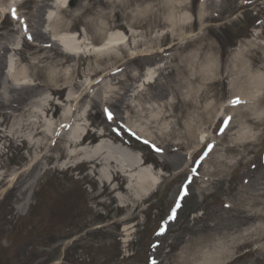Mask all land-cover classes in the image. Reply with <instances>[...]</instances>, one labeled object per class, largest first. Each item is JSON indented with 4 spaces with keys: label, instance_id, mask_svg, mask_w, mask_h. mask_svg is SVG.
Returning <instances> with one entry per match:
<instances>
[{
    "label": "rangeland",
    "instance_id": "374dc122",
    "mask_svg": "<svg viewBox=\"0 0 264 264\" xmlns=\"http://www.w3.org/2000/svg\"><path fill=\"white\" fill-rule=\"evenodd\" d=\"M52 3L21 0L17 21L6 14L0 22V48H20L5 50L3 61L7 57L19 77L27 73V84H37L22 86L7 76L0 54L2 128L14 120L2 102H10L16 118L36 120L32 110L40 115L41 107L32 92L42 91L51 103L45 120L55 133L68 120L62 113L73 107L71 93L80 82L118 69L88 89L71 125L90 131L85 147L104 132L107 143L122 144L119 151L142 156L160 183L133 206L134 216L123 218L118 198L125 192L105 195L84 164L65 167L69 152L80 147L68 149L70 132L63 131L47 135V151L38 150L47 158L40 160L44 169L35 170L25 200L20 190L34 173L14 189L9 176L28 170L37 151L7 142L0 132V166L8 173L0 183V264H264V87L252 96L255 87H248L246 76L248 69L264 74V0H68L61 10ZM55 32L79 42L86 38L92 46L109 35L127 41L107 52L67 57L52 41ZM208 42L215 47V66ZM168 47L166 55L156 54ZM247 52L250 68L240 60ZM149 53L156 55L147 59ZM157 63L163 65L154 82L134 80ZM109 84L113 89L101 96ZM235 96L239 103L231 108ZM230 115L234 122L222 132ZM131 124L145 129L163 153L130 137L125 128ZM205 145L212 149L203 159ZM192 160H201L200 177L190 174ZM190 177L189 194L171 222L168 213Z\"/></svg>",
    "mask_w": 264,
    "mask_h": 264
},
{
    "label": "bare ground",
    "instance_id": "6f19581e",
    "mask_svg": "<svg viewBox=\"0 0 264 264\" xmlns=\"http://www.w3.org/2000/svg\"><path fill=\"white\" fill-rule=\"evenodd\" d=\"M17 0H6V6H10L11 10H15V5H16ZM68 0H53V5L57 7L58 9L64 8L66 6ZM53 7V6H52ZM3 4L0 2V13H3ZM51 16H47L45 20H49ZM55 19V18H54ZM187 19V18H186ZM53 20V19H52ZM173 25L171 26V35L174 37L176 34L174 32L176 31L175 29V20H172ZM63 32L67 33L70 28L69 27H64ZM59 32V31H58ZM58 32H55L53 34V37L55 40H57L60 45L61 49L65 50L67 52V57L69 56H77L79 53L78 52H107L111 49H114V47L118 48L121 43L125 41L124 36H119V35H109L105 39L102 40V42L99 45H90L87 42L86 38H83L82 42H79V38L73 39L69 35H59ZM115 36V37H114ZM119 36V37H118ZM208 47V54H212V59H213V65L215 66V62H217V57L213 54V51L215 50V47H213V42H208L207 44ZM167 47V46H166ZM164 48L162 52L165 54V50L169 49ZM8 47H5V50H7ZM161 50V49H160ZM251 52H247V54L244 56L242 55L240 60L246 59V67L250 68V62H249V57L251 56ZM250 54V55H249ZM80 57V56H78ZM151 57V55L149 56ZM149 57L147 59H149ZM69 59V58H68ZM239 61V59H238ZM206 66L209 67L208 72H211V66L209 64H206ZM161 66H158V68ZM158 68L152 69V71H148V74L144 79H142V84L149 85L150 82H154V76L156 74V70ZM105 67L99 68V70L104 71ZM248 69L246 71V76H249L247 79L250 84L248 87H255L253 88V91L250 93L252 96H258L262 93V87H264V74H262L260 71L256 75H251V71ZM92 71V70H91ZM9 72V77L12 79H17L19 80V85L22 86H30L34 84L32 81L31 83L27 84L26 82L29 79V76L27 73H22L21 77L20 73L16 72L14 68L10 66ZM110 72V71H109ZM109 76L110 73L106 72L104 73L103 76H101V81L104 80L106 76ZM136 82L140 80V78H134ZM95 81H85L81 82L80 87H84V89H87L88 87H92L94 85ZM113 89V85H106L104 88L103 94L101 96L105 95L108 91H111ZM145 87H139L138 90H144ZM64 91V89H61ZM137 90V89H136ZM132 91V90H131ZM78 92V91H77ZM36 97L34 98V104L38 105L41 107V113L39 115L38 112L32 110L33 114H36L38 119L36 120H24L21 118H12L14 119L12 121V124L8 129H5L3 132V138L11 137L15 141H20L23 143L24 146H26L28 149H34L35 152L37 153L34 154V157L30 159V164H33L31 167L22 172H14L9 176V188L12 187V189L15 188V185L20 186L21 183L27 182L28 178L35 172V170L38 168V170L41 168L44 169V166L42 165L41 161L43 158H47L46 154H43L41 150L38 151L39 149L46 150L44 146H46L44 140L47 139V135L51 134L50 130V125L49 123L46 122L45 117H47L48 110H49V105L51 103L47 101L46 94L42 91L40 92H32ZM70 95V94H69ZM73 96V95H71ZM69 97V96H68ZM67 97V98H68ZM81 97V91L77 93L75 96H73L74 103H78L80 101ZM73 101V100H72ZM47 102V103H46ZM252 102V101H251ZM46 103V104H45ZM42 104L44 108L42 107ZM2 105H5L6 108H10V102L9 103H4L2 102ZM141 113L142 109L140 108ZM23 113V111H22ZM62 115H65V112L62 113ZM40 117L44 118L43 120L40 121ZM25 121V122H24ZM137 131L138 133L142 135H149V133H146V130L141 128L140 126H135L131 124ZM197 129L194 128V131ZM78 136V131L76 129H72L71 133H69V143H68V149L71 148L73 145L75 148L80 147L78 151H72L69 152L68 156L70 160L67 162H64L65 167L67 168L68 166H73L75 164H84L85 167L89 169V173L87 175H97L96 179L99 181L103 187L104 190L102 193L105 195H110L111 193L115 192H125V197L122 199L119 197L118 199L120 200V205L118 206V211L122 210V213L124 212V209L126 212H124L123 218H127L129 216H132L134 213L133 206L138 205L142 200L147 196L151 195L153 189L157 186L159 183V178L157 176V172H155V168H150L147 161H143L141 163V160L139 156L137 155H131L128 151H119L121 148L120 147H115L114 145L107 143L106 142V134L101 133L97 137H94L93 141L96 140L95 143L92 144V146L85 147V143H74L75 138ZM204 135L202 134L201 137ZM204 139V137H203ZM74 141V142H73ZM92 141V142H93ZM91 142V143H92ZM41 156V158H39ZM82 157V160H75ZM124 157V159H121ZM220 157V156H219ZM41 164V166H40ZM3 165L0 166V183L5 180L7 177V171L4 169L3 170ZM26 168V167H25ZM36 173V172H35ZM35 173L33 174L32 181L28 182L21 190L20 193L21 195H25V200H26V195L28 190L35 185L34 181L38 177V175L35 176ZM94 178V177H93ZM20 179V180H19ZM123 181L127 183V185H123ZM29 198L27 199L28 202ZM24 205L26 203H22L18 208L19 211H21L24 208ZM131 211V215H130ZM134 216V215H133Z\"/></svg>",
    "mask_w": 264,
    "mask_h": 264
},
{
    "label": "snow or ice",
    "instance_id": "6c2138e0",
    "mask_svg": "<svg viewBox=\"0 0 264 264\" xmlns=\"http://www.w3.org/2000/svg\"><path fill=\"white\" fill-rule=\"evenodd\" d=\"M13 16H15V10H13ZM237 102H239V101H233V103H237ZM187 193H186V191L184 192V195H186ZM163 231V230H162Z\"/></svg>",
    "mask_w": 264,
    "mask_h": 264
}]
</instances>
